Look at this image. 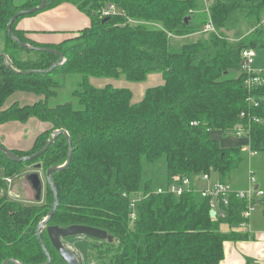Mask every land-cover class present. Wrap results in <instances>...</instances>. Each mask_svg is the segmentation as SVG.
<instances>
[{"label": "trees", "instance_id": "trees-1", "mask_svg": "<svg viewBox=\"0 0 264 264\" xmlns=\"http://www.w3.org/2000/svg\"><path fill=\"white\" fill-rule=\"evenodd\" d=\"M42 1L0 0V53L9 55L15 69L0 58V125L35 118L51 126L30 151L13 150L19 157L42 150L55 130L70 134L71 164L52 175L59 204L49 224L90 226L114 237L113 242L91 239L87 250L96 255L88 256V264H220L226 241L250 237L235 230L244 221V201L231 196L225 218H212L209 197L195 187L180 196L157 190L177 178L204 173L231 182L245 167L247 153L240 146L223 147L213 134L232 136L243 122L241 112L249 107L242 53L264 48V0L210 1L217 33L196 39L187 38L202 32L209 20L204 0H48L43 10L70 3L91 17L90 27L51 45L37 43L17 28L22 18L43 10L14 21L12 33L20 42L64 54L65 62L53 69L60 59L56 52L22 46L7 31L14 15ZM107 3L115 4L120 13L101 17ZM176 37L185 40L175 43ZM76 74L83 81L72 93L75 101L51 105L67 78ZM152 74H161L164 82L148 88L139 102L133 101L128 88L98 87L89 79L124 75L140 83ZM18 92L42 98L3 108ZM254 93L264 97V87ZM255 113L262 122L251 125V146L264 152L263 99ZM68 155L64 135L42 156L26 162L13 161L0 150V264L10 259L47 262L37 227L55 203L49 184L42 205L13 199L5 178L31 165L42 164L46 171L62 166ZM132 195L141 196L134 222ZM222 224L231 230L223 232ZM42 238L52 256L50 264H66L46 232Z\"/></svg>", "mask_w": 264, "mask_h": 264}, {"label": "crops", "instance_id": "crops-1", "mask_svg": "<svg viewBox=\"0 0 264 264\" xmlns=\"http://www.w3.org/2000/svg\"><path fill=\"white\" fill-rule=\"evenodd\" d=\"M204 1L205 4H207L208 1ZM90 25L91 17L87 13L81 11L73 4L64 3L43 10L33 16L22 18L18 22L17 28L27 32V37L33 41L40 44L51 45L69 40L74 37L76 33L90 27ZM254 64L256 68L264 69V58L260 59L258 57ZM150 76L151 75H149L147 79H149ZM160 78L162 79L156 80L158 83L157 85L163 84L164 82L163 77L161 76ZM76 84L77 80H74V86H76ZM259 98L264 100V97L261 98L259 96ZM9 123L11 122L0 125L4 133L15 131L14 127H1ZM216 134L217 135L214 137L220 141L223 147H241L248 143L247 140L238 138L230 140L229 137L223 136L226 139H222L219 137L222 136V134ZM36 137L37 134L35 138ZM0 139L2 141L1 135ZM2 144L11 150L23 147L24 142L21 138L12 144H8L6 141H2ZM247 158L245 167L241 171L235 173L234 179L230 183L236 189L254 186L251 185L249 181V170L253 169L257 177L255 186L264 190V152H259L253 157L247 155ZM212 181H219L217 174L212 175ZM210 184L211 183L204 182V186H200L199 182H197V186L201 189L208 188ZM16 188L17 187L14 186L13 191L19 193ZM221 229L223 232H229L231 230L228 224H222ZM235 230L242 233L245 232L244 229L235 228ZM250 230L251 233L248 239L228 240L224 243V259L220 264H264V202L260 204L251 218Z\"/></svg>", "mask_w": 264, "mask_h": 264}, {"label": "built area", "instance_id": "built-area-1", "mask_svg": "<svg viewBox=\"0 0 264 264\" xmlns=\"http://www.w3.org/2000/svg\"><path fill=\"white\" fill-rule=\"evenodd\" d=\"M212 1V0H206ZM208 3V2H207ZM207 13L209 14V8H207ZM120 13V9L113 3H107L100 11L101 17H109L112 15H117ZM129 22H132L131 20ZM202 33L210 34L217 33L214 26L212 18L209 14V20L204 25ZM256 58L255 49H245L242 53V71L246 75V85L249 90L250 96L247 99L248 109L243 110L240 114L243 120L240 123L233 134L234 137L238 139H246L248 143L241 146L243 152L247 153L249 157L257 155L259 152L254 150L251 146V125L255 123L262 122V119L255 113V110L261 106L262 99H260L254 92L261 89L264 86V70H258L254 67ZM212 175L209 173H204L195 177H184L182 179L177 178L176 182L170 184L166 188L160 187L158 193H169L176 196L182 195L186 190H190L195 187L197 191L202 193V196L209 197L211 210L216 211V217L221 216L225 218V207L229 205V199L231 196L237 197L239 200L244 201L245 210L242 213L244 221L238 227L239 229H244L245 232L251 233V218L257 211L260 204L264 202V190L255 186L257 182V177L253 169L249 170V181L251 187L236 189L230 182H211ZM6 183L8 184L10 191L9 193L13 196L16 193L11 189L12 178L6 177ZM207 182L211 183L208 188L201 189L197 186V182ZM128 197L127 193L124 194ZM130 200V220L131 222L137 219V204L141 200V196L132 195L129 197ZM249 230V231H248Z\"/></svg>", "mask_w": 264, "mask_h": 264}, {"label": "rangeland", "instance_id": "rangeland-1", "mask_svg": "<svg viewBox=\"0 0 264 264\" xmlns=\"http://www.w3.org/2000/svg\"><path fill=\"white\" fill-rule=\"evenodd\" d=\"M23 1H25V0H15V2L19 3V4L22 3ZM209 4H210V1H208V3L205 4V6H206L205 10H207V8H209ZM243 30H244V28H243ZM233 33L234 32H230L229 35L232 37ZM202 34L205 35L206 33L199 32V33L195 34L194 36H191L187 39H191V38L196 39L199 36H201ZM173 40L175 43H181V42H184L185 39L176 37ZM3 49H4V42H3V39L0 37V52L3 51ZM256 54L257 55L255 58V61L257 60L258 57L260 59H263L264 58V48L256 49ZM254 67L256 68L255 64H254ZM256 69L264 70L261 68H256ZM234 73L238 74V72H234ZM160 75L161 74H152L149 79H147L144 82H140V83L130 81L124 75H122L119 78L91 77L89 79H90V83L92 85L98 86V87H104L106 85H112V86L120 87V88H128L133 92V101L139 102L144 98L147 89L157 85L158 83L156 80L162 79V78H160L161 77ZM74 80H77L76 86H74ZM82 81H83L82 75H79V74L70 75L67 78V83H66V86L64 87V89H62L59 92L57 97H55L54 99L51 100L50 104L56 105V104H60V103H64V102L75 101V99L72 96V93H73L74 89L78 86V84ZM41 98L42 97L35 95V94H32V93L18 92L7 100V102L3 108L9 107L12 103H14L16 101L19 102L20 104H33L34 102L39 101ZM1 127H5V128L14 127V130H15L13 132L4 133L2 131V128H0V135L2 137V141H6V142H8V144H12V143L16 142V140H19L21 138L23 139V142H24L23 147L11 149L12 151L17 150V151H21V152H28L34 147L35 140L37 139L39 134H41L43 131L48 130L51 126L48 123H45V122H42L38 119L32 118L25 123L11 122V123L6 124V125L1 126ZM36 134H37V137L35 138ZM216 135H217L216 133L213 134V136H216ZM219 137H221L222 139H226L223 136H219ZM228 137L230 140L237 138V137H234L233 135L228 136ZM24 139H26V140H24ZM244 140H246V139H244ZM0 141H1V139H0ZM2 141H1V143H2ZM35 170H36V168L34 165L27 166L21 173L16 174L12 177V183H11L10 187L13 190L14 186H16L17 192L20 193L22 200H25L27 202V204H36V203L41 202L40 205H42L47 201V194L49 192L47 178H46L47 175H46V170L44 168L40 170V175H41V178L43 180V192H42V201H38L36 199L35 191L27 179L28 174L35 171ZM211 181H212V178H211ZM199 185L204 186V182L199 181ZM9 191H10V188H9ZM9 195L12 196L10 193H9ZM224 227H225V225H224ZM91 242H92V240L85 238L84 236H77L75 238H69L66 241H64L66 246H68V248L76 254V256L78 257L81 264H88V262L90 260V259H88L89 258L88 256L89 255H96L95 251L91 252L89 249L87 250L88 244ZM91 260H92V258H91Z\"/></svg>", "mask_w": 264, "mask_h": 264}, {"label": "water", "instance_id": "water-1", "mask_svg": "<svg viewBox=\"0 0 264 264\" xmlns=\"http://www.w3.org/2000/svg\"><path fill=\"white\" fill-rule=\"evenodd\" d=\"M47 4H48V0H43L41 5H39L37 7H34L30 10L18 12L9 21L8 26H7V31L9 33V35L11 37H13L22 46H25L27 48H33V49L40 50V51L56 52L60 56V59H59V62L52 67V69H53L54 67L58 66L59 64L65 62V57H64V54L62 52L54 50V49H50V48H44V47H37V48L31 47L30 45H26V44L20 42V40L18 38H16L14 36V34L12 33V24L14 23V21L18 17L23 16V15L28 14V13L43 10L47 7ZM188 19L189 18H187L186 20H188ZM1 57L4 58L6 65L10 69L15 70L14 67L11 65L9 55L7 53H0V58ZM23 72H25V71H23ZM32 72H35V71H32ZM61 135H64L69 142V155H68L67 161L62 166H53V167H50L49 169H47V171H46L47 183L51 186V189L54 193L55 203H54V206L52 207L50 213L47 215V217H45V219L38 225L37 234H38V238L40 240V243L42 245V248L44 249V251L48 257V260L45 264H50V262L52 260L51 254L49 253L44 241L42 240V232L45 229L48 232V235H49V238L52 242V245L58 251L61 258L67 264H80V261H79L78 257L76 256V254L73 251H71L63 243V241H62L63 238H69V237H75V236H84V237H89V238H93L96 240H107L109 242H113L114 237L109 235L105 230L95 228V227H90V226L71 225V226L66 227V228H63L60 226H48L50 219L54 215V213L58 207V204H59L58 191H57L56 185L53 181L52 175L54 172L64 171L65 169H67L69 167V165L71 164L72 157H73V152H74L73 142H72V139H71L68 131L63 130V129L55 130L53 133L52 139L47 141L46 146L42 150H40L39 152H37L33 155H30V156L19 157L12 150L8 149L7 147H5L1 143H0V150L3 151L13 161L26 162V161L36 159V158L42 156L44 153H46L48 151V149L50 148V146L52 144H54V142ZM35 168H36L35 171L28 174L27 179L30 182L32 188L34 189V191L36 193V199L38 201H41L42 192H43V180H42L41 175H40V170L43 169V166H42V164H37L35 166ZM210 215L212 218H215L216 217V211L214 209H212L210 211ZM8 263L22 264L19 261H16L15 259L7 260L3 264H8Z\"/></svg>", "mask_w": 264, "mask_h": 264}, {"label": "flooded vegetation", "instance_id": "flooded-vegetation-1", "mask_svg": "<svg viewBox=\"0 0 264 264\" xmlns=\"http://www.w3.org/2000/svg\"><path fill=\"white\" fill-rule=\"evenodd\" d=\"M36 194V193H35ZM13 199H15V200H18V201H21V202H24V203H26L27 204V202L25 201V200H22V197L20 196V193H16L15 195H13V196H11ZM41 201H42V199H41ZM41 203V202H40ZM40 203H36V204H40ZM48 226H56V225H50V224H48ZM44 232H46L47 233V235H48V232H47V230L45 229L43 232H42V234L44 233ZM38 235V234H37ZM75 237H77V236H75ZM75 237H69V238H75ZM48 238H49V235H48ZM69 238H63L62 239V241H63V243H64V241H66L67 239H69ZM85 238H88V239H93V238H89V237H85ZM42 240H43V238H42ZM49 240H50V238H49ZM40 241V240H39ZM50 242H51V240H50ZM65 244V243H64ZM46 245V244H45ZM51 245H52V242H51ZM66 245V244H65ZM53 246V245H52ZM54 247V246H53ZM68 247V246H67ZM55 249V248H54ZM56 250V249H55ZM57 251V250H56ZM58 252V251H57ZM59 254V253H58ZM52 257V256H51ZM61 257V256H60ZM52 261V260H51ZM65 262V261H64ZM66 263V262H65ZM67 264V263H66ZM81 264V263H80Z\"/></svg>", "mask_w": 264, "mask_h": 264}]
</instances>
